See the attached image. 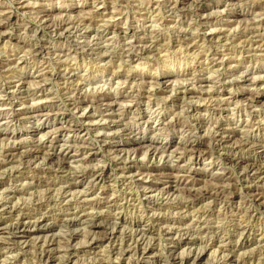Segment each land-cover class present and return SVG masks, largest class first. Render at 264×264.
Returning <instances> with one entry per match:
<instances>
[{"label":"rangeland","instance_id":"obj_1","mask_svg":"<svg viewBox=\"0 0 264 264\" xmlns=\"http://www.w3.org/2000/svg\"><path fill=\"white\" fill-rule=\"evenodd\" d=\"M202 4L0 0V264H264V0Z\"/></svg>","mask_w":264,"mask_h":264},{"label":"bare ground","instance_id":"obj_2","mask_svg":"<svg viewBox=\"0 0 264 264\" xmlns=\"http://www.w3.org/2000/svg\"><path fill=\"white\" fill-rule=\"evenodd\" d=\"M190 1H192L193 3H199L200 4V7H201V9H203V12H205L206 11V9L208 8L206 5H203L202 4V2H203V0H190ZM233 2V1H232ZM219 4V3H218ZM227 5V4H226ZM25 8H26V6H25ZM226 8V7H225ZM213 11V10H212ZM215 14V13H214ZM216 19H217V17H216ZM66 28V27H65ZM17 88H23V84H21V83H19V85L17 86ZM23 91V90H22ZM21 91V92H22ZM224 99V98H223ZM259 102H261V100L259 101ZM14 105V104H13ZM8 106V105H7ZM10 106V105H9ZM57 116H58V114H57ZM246 128V127H245ZM71 129V128H70ZM70 129H63V130H70ZM260 156V155H259ZM240 164V163H239ZM242 165V164H241ZM263 175V174H262ZM71 181V180H70ZM63 183V182H62ZM74 187L73 186H71V189H73ZM70 189V190H71ZM66 193V192H65ZM68 194V193H67ZM98 222V221H97ZM73 223V222H72ZM118 223V222H117ZM95 225H98V224H95ZM122 225V224H121ZM124 226V225H123ZM32 226L29 224V226H26V224H20V223H18V224H16L13 228H15V232H19V233H23V234H27V235H29V233H28V231H29V229L31 228ZM119 227V226H118ZM29 228V229H28ZM34 228H40V230H42L41 228V226L40 225H35L34 227H33V229ZM46 227H43V229H45ZM133 228H135L136 230H135V233L133 234V235H136V237H138V236H140V234L141 233H144V231L143 230H141V227L140 226H136V227H133ZM28 229V230H27ZM49 229V228H48ZM121 229H122V227H121ZM2 230L3 229H1L0 228V232H2ZM50 230V229H49ZM133 230V229H132ZM146 230V229H145ZM31 231V230H30ZM51 231V230H50ZM40 232V231H39ZM146 232V231H145ZM31 234V233H30ZM115 236V234L113 233L112 235H111V239H109L110 241L113 239V237ZM135 250H138V251H142L140 254H142L143 256L144 255H146V254H148V252H147V249H141L142 247L140 246V244L138 243V241H136L135 242ZM141 247V248H140ZM50 248H48V250H49ZM133 252V251H132ZM44 253H46L45 254V258H44V256H43V259H44V264H52V263H54V262H58V261H61V260H58L57 259V257H54L53 256V254L51 255L50 253H48V252H44ZM58 253V252H57ZM177 254V253H176ZM58 255H60L59 253H58ZM129 255V254H128ZM193 259H195V263L196 264H198V262H199V260H200V257L198 256L197 258H193ZM190 262V261H189ZM63 263V262H62ZM70 264H74V262L73 261H71L70 262ZM75 264H76V262H75ZM127 264H131V263H127Z\"/></svg>","mask_w":264,"mask_h":264}]
</instances>
